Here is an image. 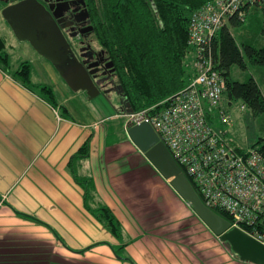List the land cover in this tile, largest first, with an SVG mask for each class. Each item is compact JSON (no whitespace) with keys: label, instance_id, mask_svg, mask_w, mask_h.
Masks as SVG:
<instances>
[{"label":"crops","instance_id":"0c3cea01","mask_svg":"<svg viewBox=\"0 0 264 264\" xmlns=\"http://www.w3.org/2000/svg\"><path fill=\"white\" fill-rule=\"evenodd\" d=\"M19 64L11 54L10 69L0 64V264H253L201 220L125 127L118 135L90 113L85 92L44 80L53 105L16 79ZM41 66L59 77L46 59ZM32 82L49 85L33 80V65ZM100 205L119 221L120 237L92 211Z\"/></svg>","mask_w":264,"mask_h":264},{"label":"trees","instance_id":"16d2710c","mask_svg":"<svg viewBox=\"0 0 264 264\" xmlns=\"http://www.w3.org/2000/svg\"><path fill=\"white\" fill-rule=\"evenodd\" d=\"M212 1L215 0H87L95 29L93 36L114 63L112 77L121 87L128 111L158 105L188 85L193 77L188 69L189 58L194 55L189 44L191 21L195 12ZM252 6L246 8L247 14ZM245 21L231 18L215 35L211 49L215 67L226 81L225 97L229 103L240 101L253 115L260 116L264 115V93L259 81L251 76L242 82L232 74L234 66L246 68L248 63L264 68V46L240 45L230 30L229 25ZM7 47L0 34V64L10 69ZM13 75L24 85L40 88L43 96L57 105L52 86L32 82L29 61L21 62ZM251 146L264 156V134ZM88 151L87 142L78 155L86 156ZM87 194L90 195L89 188ZM92 211L112 233L122 235V227L108 207L100 205ZM218 212L230 219L225 212Z\"/></svg>","mask_w":264,"mask_h":264},{"label":"built area","instance_id":"2783aa9c","mask_svg":"<svg viewBox=\"0 0 264 264\" xmlns=\"http://www.w3.org/2000/svg\"><path fill=\"white\" fill-rule=\"evenodd\" d=\"M256 4L264 7V0H215L195 12L189 34L192 79L158 105L128 112L126 129L150 123L204 204L228 214L231 228L264 243V156L255 147L232 142L228 131L216 128L213 121L220 118L232 126L223 106L226 81L215 67L213 39L231 18L245 21L246 8Z\"/></svg>","mask_w":264,"mask_h":264},{"label":"water","instance_id":"95a60500","mask_svg":"<svg viewBox=\"0 0 264 264\" xmlns=\"http://www.w3.org/2000/svg\"><path fill=\"white\" fill-rule=\"evenodd\" d=\"M2 1L8 3L10 0ZM59 1L55 0L58 3L51 11L40 0H19L4 7L2 15L17 39L29 42L38 54L51 62L73 92L85 91L92 100L101 94L91 76L98 71L94 67L99 63L85 66L73 50L60 26L61 15L57 13V8L62 3ZM92 30L93 26L90 25L82 33ZM113 66V61L106 63L107 68ZM116 89H106L104 93ZM127 133L137 148L238 258L253 264H264V243L240 228H231L227 218L204 204L189 177L150 123L133 125Z\"/></svg>","mask_w":264,"mask_h":264},{"label":"rangeland","instance_id":"374dc122","mask_svg":"<svg viewBox=\"0 0 264 264\" xmlns=\"http://www.w3.org/2000/svg\"><path fill=\"white\" fill-rule=\"evenodd\" d=\"M5 4H7V2H5ZM0 8H2L1 3ZM263 22L264 7L258 5L254 6L253 9L248 12L247 20L244 23H241L237 26H229L238 44H250L258 48L264 46V35L262 34ZM0 33L7 42V50L11 54L13 65L23 61H29L33 65V80L37 81L36 83H40L44 80L47 81L48 79L50 82H52V84L55 85L58 92H61L60 90L62 89L67 90L65 86L68 85L55 69L54 70L57 72L59 77L53 76L52 78H47L45 71L41 66V62H44L45 59L37 53V51L29 42H21L17 39L13 30L4 19L2 11L0 12ZM192 61L193 55L191 58H189L188 68L189 71L193 73ZM49 64H51V62H49ZM259 68L264 70L263 67L253 66L251 63H248V67L246 68L234 66L232 68V74L235 79L242 82L248 81L251 76H254L258 81H260L262 90L264 92V78L259 74ZM46 84L51 85V83ZM69 91L71 94L77 93L70 89ZM80 92L84 93V91ZM85 98L86 100H84V103L86 106L87 104H91L90 108L92 110L90 113L92 115H95L96 113V115H101L104 117L103 119H106L105 121L107 123L111 121L115 128L117 127L119 131H122L118 132V135H123L121 133H123L124 127L127 132L126 114L128 113V110L126 107L125 98L122 94L112 91L109 94L101 93L92 100H90L87 95ZM223 106L225 110H227L231 115L232 126L222 124L220 118L217 119L216 117H213L214 126L224 131L227 130L228 138L235 144L241 145L243 147H250L255 141L258 140L259 137L264 134V115L255 116L240 101L229 103V100L226 97H224ZM122 110H124V112Z\"/></svg>","mask_w":264,"mask_h":264},{"label":"flooded vegetation","instance_id":"af4514ba","mask_svg":"<svg viewBox=\"0 0 264 264\" xmlns=\"http://www.w3.org/2000/svg\"><path fill=\"white\" fill-rule=\"evenodd\" d=\"M40 1L51 11L54 10L55 4L58 3L55 0ZM17 2L19 0H10L6 6ZM59 2L62 3L57 8V13L61 15L59 18L60 26L73 50L85 66L95 62L99 63L98 66L94 67L98 71L91 75L95 85L100 89L101 93H104L106 89L117 88L115 92L122 94L120 93L119 85L112 77L114 66L110 68L106 67V63L111 60L106 57L105 52L99 47L97 40L93 36L95 32L94 27L92 31L82 33L84 28L90 25L93 26L87 0H60Z\"/></svg>","mask_w":264,"mask_h":264}]
</instances>
